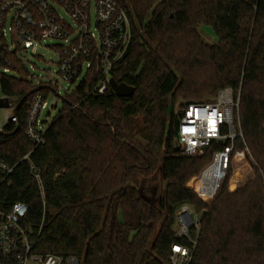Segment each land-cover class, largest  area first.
<instances>
[{
  "label": "trees",
  "instance_id": "trees-1",
  "mask_svg": "<svg viewBox=\"0 0 264 264\" xmlns=\"http://www.w3.org/2000/svg\"><path fill=\"white\" fill-rule=\"evenodd\" d=\"M116 1L132 38L109 75L133 95L97 94L101 73L93 65L52 121L42 123L44 144L34 150L25 119L32 96L47 99L51 87L35 85L22 60L5 55L11 74H0V91L13 101L17 123L0 128V159L17 166L0 186V209L23 203L25 224L42 225L34 254L74 256L80 264H167L175 213L186 204L202 212L193 264H264V0ZM200 26L212 30L216 44L201 40ZM226 87L240 89L243 139L234 142L225 178L205 203L186 184L218 145L183 156L175 130L184 105ZM176 98L182 104L175 115ZM30 151L44 206L20 162ZM204 176L188 187L209 201L215 188L208 192Z\"/></svg>",
  "mask_w": 264,
  "mask_h": 264
},
{
  "label": "built area",
  "instance_id": "built-area-1",
  "mask_svg": "<svg viewBox=\"0 0 264 264\" xmlns=\"http://www.w3.org/2000/svg\"><path fill=\"white\" fill-rule=\"evenodd\" d=\"M58 10L64 12L73 25ZM131 38L130 19L116 0H0V74H11L9 62L5 60L7 53H15L21 59V52L45 40H55L63 43L56 45L60 79L70 85L80 83L95 65L101 73L95 92L103 94L110 89V70L126 52ZM52 46L47 48L52 50ZM30 78L34 80L31 75ZM45 102L42 94H34L25 119L24 133L33 150L44 144L46 127L39 122V115L46 107ZM8 103L13 104V101L8 99ZM10 104L4 111L12 109L14 105ZM239 105L240 89L226 87L203 102L184 105L178 117L175 132L181 155L198 157L208 147L218 145L211 163L201 175L205 174L202 183L208 187V192L215 188L212 197L225 178L234 142L243 139ZM6 115V121L17 123L12 114ZM32 151L20 162L27 164L44 206L41 171L30 160ZM16 166L0 159V186L8 183ZM27 214L28 207L20 202L6 210L0 209V264H80L74 256L34 254L32 250L42 225L37 230L27 226ZM201 218L202 212H196L189 205L177 209L173 229L175 243L170 247L167 264H193Z\"/></svg>",
  "mask_w": 264,
  "mask_h": 264
},
{
  "label": "rangeland",
  "instance_id": "rangeland-1",
  "mask_svg": "<svg viewBox=\"0 0 264 264\" xmlns=\"http://www.w3.org/2000/svg\"><path fill=\"white\" fill-rule=\"evenodd\" d=\"M58 12L64 19L68 21L69 24L73 25V23L65 15L64 12H62L61 10H58ZM91 18H92V30L93 32H95L94 31L95 29L93 26L94 19H93L92 13H91ZM197 31H198V34L201 40L206 45L216 44L217 39L209 27L200 26L198 27ZM52 45H63V43L55 41V40H45L40 45L28 50L27 52H21V57H20L28 73L34 78L35 85H38L40 82L50 84L51 89H50V93L48 94V97L45 102L46 107L40 112V115H39V122L40 123L46 122L47 124H49L52 121L54 116L61 109L62 104H63L62 99L64 95L68 93L69 91H71L72 89H74L79 84V82H77L75 84L70 85L60 79L58 75V64H59V59H60L59 55L56 51H52L51 49L47 48L48 46H52ZM212 96L213 95L205 96L203 100H207L211 98ZM3 98L4 96L2 95L0 91V100ZM181 104H182V99L176 98V102L173 105V113L175 115L177 111L180 110ZM10 105H13V104H10ZM6 113L8 115L11 114L9 110L6 112L3 109H0V127H3L6 124V119H7ZM47 124H43V126L46 127ZM176 146H179L177 142H176ZM210 163H211V160L206 165V167H208ZM206 167L201 171V173L198 176L191 178L187 182V184H189L193 179L201 178V175L205 172ZM189 189L192 191L194 190L191 188ZM197 197L202 202L210 203L214 196L211 197L209 201H204L199 196Z\"/></svg>",
  "mask_w": 264,
  "mask_h": 264
},
{
  "label": "water",
  "instance_id": "water-1",
  "mask_svg": "<svg viewBox=\"0 0 264 264\" xmlns=\"http://www.w3.org/2000/svg\"><path fill=\"white\" fill-rule=\"evenodd\" d=\"M109 88L114 95L121 98H128L133 95L135 89L126 84H118L114 79L110 78L108 81ZM9 108L8 99L0 100V109L6 110ZM189 189L188 184L186 186Z\"/></svg>",
  "mask_w": 264,
  "mask_h": 264
}]
</instances>
